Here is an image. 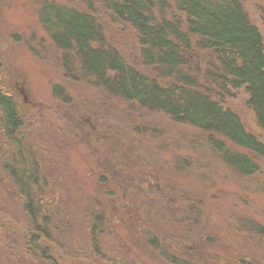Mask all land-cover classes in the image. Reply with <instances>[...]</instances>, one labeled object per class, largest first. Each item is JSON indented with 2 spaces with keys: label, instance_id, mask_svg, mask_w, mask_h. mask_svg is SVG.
<instances>
[{
  "label": "rangeland",
  "instance_id": "obj_1",
  "mask_svg": "<svg viewBox=\"0 0 264 264\" xmlns=\"http://www.w3.org/2000/svg\"><path fill=\"white\" fill-rule=\"evenodd\" d=\"M40 1L0 0V52L3 85L26 117L25 137L49 159L47 171L60 189L65 216L58 244L39 242L56 264H168L147 244L145 233L175 258L264 264V235L253 230L254 224L264 229V160L238 149L259 168L250 178L228 172L207 154L192 170L178 168L177 157L195 155L181 139L192 132L162 113L141 109L97 87L81 73L74 52L67 71L63 55L38 19ZM51 1L90 14L106 47L116 49L140 74L167 86L174 79L145 65L137 32L116 21L102 0ZM238 1L264 45V0ZM179 16L170 0L166 18ZM187 60L198 71L200 87L237 114L244 130L264 144V132L244 91L224 93L208 79V63L213 62L209 53L195 51ZM55 85L61 89L56 96ZM2 148L0 141L3 155ZM8 183L0 174V264H42L24 250L27 219ZM163 190L170 193L159 197L157 192ZM180 191L194 202L193 212H199L194 225L180 220ZM101 210L110 224L99 238L111 262L95 257L90 247V212Z\"/></svg>",
  "mask_w": 264,
  "mask_h": 264
},
{
  "label": "trees",
  "instance_id": "obj_2",
  "mask_svg": "<svg viewBox=\"0 0 264 264\" xmlns=\"http://www.w3.org/2000/svg\"><path fill=\"white\" fill-rule=\"evenodd\" d=\"M169 1L102 0L116 21L130 25L137 32L145 65L155 68L162 76L174 78L168 86L140 74L124 62L116 49L107 48L90 14L42 0L37 15L43 30L63 55L67 71H70L68 60L74 52L81 64V73L97 87L141 109L162 113L192 132L190 137L182 134L181 139L185 148L195 155L177 157L178 168L192 170L200 157L207 154L237 177H253L259 172L258 166L238 149L264 160V144L244 130L237 114L200 87L198 71L191 67L187 56L195 51L209 53L213 62L208 63L211 68L208 79L224 93L243 90L246 104L264 132L262 37L238 0H172L180 16L167 19ZM2 68L0 52V141L4 147L1 150H5V154H0V174L11 184L9 190H15L27 219L28 234L23 244L26 254L33 261L56 264L48 249L39 242L44 239L58 244L60 220L65 216L60 189L47 171L49 159L25 137L26 117L3 85ZM60 91L59 86H53V95ZM165 187L174 191L168 185ZM167 191L157 195L167 196L170 193ZM179 197L184 207L180 220L194 225L193 218L196 222L199 220L197 209L193 212L194 202L187 193L180 191ZM90 215L88 233L92 253L102 261L111 262V258L104 257L99 238L110 222L102 210ZM253 230L257 235H264L259 225L254 224ZM150 235L145 233L143 238L168 264H204L192 257L175 258Z\"/></svg>",
  "mask_w": 264,
  "mask_h": 264
}]
</instances>
